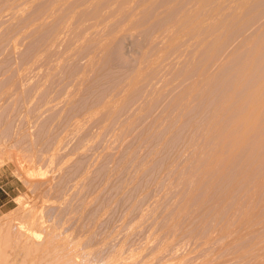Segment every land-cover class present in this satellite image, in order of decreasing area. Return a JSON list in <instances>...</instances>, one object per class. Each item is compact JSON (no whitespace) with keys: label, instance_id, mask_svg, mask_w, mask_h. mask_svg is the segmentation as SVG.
<instances>
[{"label":"rangeland","instance_id":"obj_1","mask_svg":"<svg viewBox=\"0 0 264 264\" xmlns=\"http://www.w3.org/2000/svg\"><path fill=\"white\" fill-rule=\"evenodd\" d=\"M0 175L3 264H264V0H0Z\"/></svg>","mask_w":264,"mask_h":264},{"label":"bare ground","instance_id":"obj_2","mask_svg":"<svg viewBox=\"0 0 264 264\" xmlns=\"http://www.w3.org/2000/svg\"><path fill=\"white\" fill-rule=\"evenodd\" d=\"M24 210V209H23ZM33 213V212H32ZM17 214V213H16ZM20 214V213H19ZM27 214V213H26ZM18 215V214H17ZM38 213L35 215L32 214L31 218L29 216H27V221L25 222L24 221H17L18 219H15L16 221H14L13 219H11V216H7L9 217L11 220H8L6 219L5 221L6 222H0V253L2 252V248H3V244L5 242L8 241V245H9V242L11 241H15V247L17 246L18 249H21V248H28L30 250V252H35L36 254L39 253V255H41L40 253H42V258H44L45 261H50L51 259V256L56 254L57 253V245H56V239H57V236L54 234H52L53 236L47 238L45 237L44 239H41V233H43L42 230H44V232H47L48 230V227H44L45 225L43 224L44 222L42 221L41 218V215L38 217ZM13 216V215H12ZM16 216V215H15ZM21 216V215H20ZM26 216V215H25ZM13 218V217H12ZM22 219H25V218H22ZM8 220V221H7ZM49 234H51V229L49 230ZM48 236V235H47ZM46 243H50L51 246H47ZM13 244V245H14ZM12 245V243H11ZM56 246V250L52 247ZM7 246V245H6ZM11 248L13 246H10ZM9 248V247H8ZM7 248V249H8ZM14 248V247H13ZM5 249V247L3 248V250ZM6 249V252H9L8 250ZM17 251L14 253V255H16L17 257L15 258L16 260L18 259V255H19V251ZM27 249V250H28ZM53 249V251H52ZM10 250V249H9ZM13 250V249H12ZM11 250V251H12ZM26 250V252H27ZM55 250V251H54ZM10 251V252H11ZM15 251V250H14ZM26 253L25 251H22V253ZM56 252V253H55ZM60 252V251H59ZM3 253V252H2ZM54 253V254H53ZM7 254V253H6ZM32 254V253H31ZM26 255V254H25ZM7 256V255H6ZM13 256V255H12ZM11 256V257H12ZM27 256V255H26ZM26 256H24V260L22 259L21 256V260L22 261H25V258ZM34 256V254H33ZM8 257V256H7ZM10 257V256H9ZM8 257V258H9ZM36 259V256L34 257ZM2 259V258H0ZM33 259V258H32ZM10 260V259H9ZM28 260V259H27ZM40 260V259H39ZM43 260V259H42ZM57 260V259H56ZM13 261V260H12ZM18 261L20 262V260L18 259ZM31 261V260H30ZM29 261V262H30ZM34 261V260H32ZM41 261V260H40ZM2 262V261H0ZM52 262V261H51ZM70 261L68 260V263ZM4 262L0 263V264H3ZM5 263H9V261L7 262V260L5 261ZM11 264H15V262H12ZM36 264V263H35ZM38 264H40L38 262ZM46 264V263H45ZM71 264V263H70ZM80 264V263H79Z\"/></svg>","mask_w":264,"mask_h":264},{"label":"crops","instance_id":"obj_3","mask_svg":"<svg viewBox=\"0 0 264 264\" xmlns=\"http://www.w3.org/2000/svg\"><path fill=\"white\" fill-rule=\"evenodd\" d=\"M9 191L6 183L3 181L0 175V212L5 209L9 203Z\"/></svg>","mask_w":264,"mask_h":264}]
</instances>
